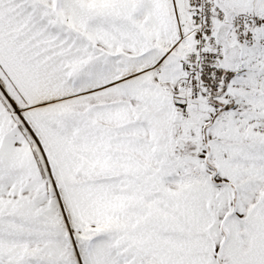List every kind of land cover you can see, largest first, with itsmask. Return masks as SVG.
Instances as JSON below:
<instances>
[{
	"label": "snow or ice",
	"instance_id": "snow-or-ice-1",
	"mask_svg": "<svg viewBox=\"0 0 264 264\" xmlns=\"http://www.w3.org/2000/svg\"><path fill=\"white\" fill-rule=\"evenodd\" d=\"M0 264H264V0H0Z\"/></svg>",
	"mask_w": 264,
	"mask_h": 264
}]
</instances>
